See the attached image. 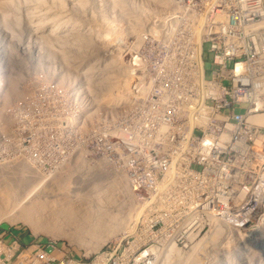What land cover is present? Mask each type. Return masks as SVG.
<instances>
[{"label": "rangeland", "instance_id": "374dc122", "mask_svg": "<svg viewBox=\"0 0 264 264\" xmlns=\"http://www.w3.org/2000/svg\"><path fill=\"white\" fill-rule=\"evenodd\" d=\"M6 1L0 0L1 8ZM159 1L169 4L167 10L173 2ZM155 3L161 5L156 0H63L62 14L46 5L50 10L38 6L32 15L21 2L18 24L3 26L0 20V190L10 189L3 182L4 173L12 175L19 166L26 167L31 183L14 191L16 209L9 211L16 213L18 206L37 202L44 211L46 207L47 214L70 212L74 205L89 215L92 197L104 200L105 205L106 200L111 201V210L122 206L125 211L132 203V219L117 236L129 232L150 234L154 244L181 249V255L170 258L196 256L198 264H264V159H252L248 165L231 169V175L212 178L202 186L197 185L198 179L179 185L161 175L155 177L149 163L140 161L129 150L136 136L133 98L138 80L144 83L140 89L146 90L155 62L150 54V21L163 18L153 12ZM78 5L84 6L83 11H78ZM62 22H66L63 28L56 27ZM48 44L55 46L50 45L53 50L45 48ZM10 49L20 60L19 69L12 66ZM109 79L118 83V88L110 87L108 106L105 87ZM14 81L18 83L17 91L10 87ZM143 140L147 142V136ZM83 169L96 171L85 173L89 182L83 181ZM109 172L123 175L129 189L114 191L116 183L110 187L114 179ZM99 175L102 180L97 179ZM127 195L131 200L126 199ZM118 216L117 221L121 219ZM0 226L19 233V237L23 234L26 242L57 243L69 252L87 253L86 248L68 239L35 235L22 222L12 225L0 217ZM113 235L109 241L117 237ZM171 237L179 239L169 240Z\"/></svg>", "mask_w": 264, "mask_h": 264}, {"label": "built area", "instance_id": "2783aa9c", "mask_svg": "<svg viewBox=\"0 0 264 264\" xmlns=\"http://www.w3.org/2000/svg\"><path fill=\"white\" fill-rule=\"evenodd\" d=\"M176 2L186 8L168 13L166 29L174 42L151 40L155 62L149 88L141 90L148 91L149 106L138 104L140 144L129 150L149 163L155 177L179 185L198 179L202 186L252 159H264V0ZM165 47L185 51L181 74L158 69ZM164 79L179 84L166 91L169 106L158 109L157 85ZM125 235L86 256L57 243L23 241L24 235L0 226V264H156L170 250L154 244L150 234Z\"/></svg>", "mask_w": 264, "mask_h": 264}, {"label": "bare ground", "instance_id": "6f19581e", "mask_svg": "<svg viewBox=\"0 0 264 264\" xmlns=\"http://www.w3.org/2000/svg\"><path fill=\"white\" fill-rule=\"evenodd\" d=\"M74 1V0H73ZM79 1H85V0H79ZM87 1V0H86ZM172 6L169 8V10H167L166 8H168L169 4L167 5V3H162L161 1L159 0H156V2L158 4H161V5H157L156 3L154 4L155 5V10L153 11L155 13V15H162L163 18L159 19L157 18V20H152L150 21L151 24H150V27H149V40L151 41L153 38H158V40H160L161 42L163 43H166V44H171L174 42V39H173V36L167 31L166 29V26H167V21L170 19L168 17V13L171 10H174L178 4L176 2V0H172ZM5 2V1H3ZM7 2V1H6ZM21 2H24L25 3V6L27 8V10H29L31 12V14L33 13L32 11H35L37 10V7L38 6H43L45 7L46 5H50L51 7L54 6V11L55 9H58L59 10V14H62L63 13V0H53L50 2L52 4H46L44 0H24V1H18V0H9L7 3H5V6L4 7H0L2 10H1V13H0V20L3 21V26H5L6 24H9L10 22H16L17 24L20 22V20H18V16L21 15L22 13V6H21ZM83 3V2H82ZM23 4V3H22ZM87 4V2H86ZM1 5V4H0ZM82 5V4H81ZM81 5H78V11L79 10H82L83 11V8L84 6H81ZM85 5V4H84ZM89 5V4H88ZM3 6V5H2ZM25 6H23V8H25ZM42 7V10H44L45 8H47V6L43 9ZM41 8V7H40ZM81 8V9H80ZM166 10H164V9ZM48 10H50V8H47ZM164 10V11H161V10ZM73 10V9H72ZM143 10V9H142ZM157 10V11H156ZM21 11V12H20ZM81 11V12H82ZM25 12V11H24ZM57 12V11H56ZM62 12V13H60ZM164 12V13H163ZM39 13V12H38ZM79 13V12H78ZM153 13V14H154ZM35 14V13H34ZM32 14V15H34ZM51 14V13H50ZM73 14V13H72ZM37 15V14H36ZM40 15V13H39ZM38 15V16H39ZM47 14H45V17H46ZM66 15V14H64ZM154 15V17H155ZM30 16V15H29ZM44 16V15H43ZM49 16V15H48ZM47 16V17H48ZM52 18L53 16L50 15ZM33 18V17H32ZM36 18V17H35ZM39 18V17H37ZM51 18V19H52ZM72 18V17H71ZM82 18V16H81ZM152 18H153V15H152ZM21 19V18H20ZM45 19H48L49 18H45ZM44 19V20H45ZM54 19V18H53ZM68 19V18H67ZM86 19V18H85ZM141 20V19H140ZM40 21V20H39ZM46 21V20H45ZM44 22V21H43ZM47 22V21H46ZM52 23H54V21L51 20ZM57 22V21H56ZM59 22V21H58ZM41 23V22H40ZM60 23V22H59ZM58 23V24H59ZM69 23V22H68ZM67 23V26L71 25V24H68ZM55 24V23H54ZM57 24V23H56ZM63 22L61 23V25H56V27H59L61 26V28H63L62 26H65L66 25V22H65V25L63 24ZM42 25V24H41ZM66 26V27H67ZM72 26V25H71ZM69 26V27H71ZM83 26V25H82ZM73 27V26H72ZM71 27V28H72ZM60 28V27H59ZM69 28V31L70 29ZM76 28V27H73V29ZM82 28V27H81ZM84 28V27H83ZM96 28V27H95ZM94 28V29H95ZM138 28V27H137ZM136 28V29H137ZM68 29L67 28H64V30ZM143 28L139 29V32L142 31ZM79 30V29H78ZM98 30V29H96ZM68 31V30H67ZM65 31L64 33L66 34ZM95 31V30H94ZM73 32V30H72ZM84 32V31H83ZM74 33H75V30H74ZM71 34V33H70ZM74 36V35H73ZM82 36V34L80 35ZM51 37V36H50ZM76 37V36H74ZM73 37V38H74ZM48 38V37H47ZM55 38V37H54ZM87 38V37H86ZM44 39V38H43ZM53 39V38H52ZM51 39V40H52ZM77 39V38H76ZM83 39V38H82ZM85 39V38H84ZM46 41H48L47 39H45ZM55 40H58V39H55ZM55 40H52L55 41ZM56 42V41H55ZM55 42L53 43L55 45ZM87 42V41H86ZM49 43V42H48ZM74 43V42H73ZM51 44H48L47 47L45 46H41V47H45L48 49V51L50 50H53L51 48L52 47H55ZM73 45V44H72ZM77 46V45H76ZM85 46V45H84ZM83 48V47H82ZM85 52V50H84ZM164 52H165V55H166V58L164 60V62H161L160 63V66H158V69L160 70L161 73L163 74H169V73H176V74H181L184 70V67H185V64L182 60V57H183V54H184V50H180V49H176V48H173V47H165L164 49ZM55 53V52H53ZM68 53V52H67ZM72 53V52H71ZM70 53V54H71ZM10 54H11V60L13 58V61H12V66L13 68H17L19 69L20 66H21V63H20V60H18L14 54V51L10 49ZM68 53V55H70ZM51 56V55H49ZM75 56V55H74ZM0 58H2V53H1V50H0ZM174 60V61H172ZM118 62V61H117ZM119 68V67H118ZM10 72H12V70H10ZM15 72V71H14ZM18 72V71H17ZM19 73V72H18ZM18 73H14V74H18ZM13 73H11L12 75ZM13 74V76H14ZM21 74V73H20ZM23 77V76H22ZM22 79V78H21ZM22 81V80H20ZM139 81V82H138ZM138 89L136 90V94L133 98V107H134V122H135V132H136V136L135 138L133 139V141L135 142L134 145L132 146H135V145H139L140 144V129L138 128L137 126V121H138V117L141 115V112L139 110V106L138 104L140 102H143V107H148L149 106V94H148V91H145V93H143L140 89V86H144V83H142L140 80H138ZM107 83V87L106 88V96H105V102L107 104L105 105H108V94H109V91H110V87L113 86V88H118V83L116 82H111L110 79L106 81ZM5 83H3L4 85ZM7 84V83H6ZM179 84L178 82H174V81H171V80H167V79H164V81L162 83H160L159 85H157V90L161 91L162 92V95L159 97L158 101H159V104L156 105V107L158 109H165L169 106L170 102H171V97L166 94V91L171 88L172 86L174 85H177ZM17 85L18 83L16 81L12 82L11 86L10 87H14L13 90H18L17 89ZM149 88V82H148V85H147V89L148 90ZM23 89V88H22ZM12 90V89H11ZM12 90V91H13ZM90 90V88H89ZM95 90V89H94ZM19 93L21 92L22 93V90L21 91H18ZM17 92V93H18ZM9 93V92H8ZM16 93V92H15ZM30 93V92H29ZM105 93V92H104ZM13 95V94H12ZM11 95V96H12ZM29 95V94H28ZM103 95V94H101ZM16 96V95H15ZM18 96H21L18 95ZM22 97V96H21ZM118 97V96H117ZM5 98V97H4ZM8 98V97H7ZM14 98V97H13ZM19 99V97H17ZM102 98V97H101ZM10 99V98H9ZM126 100V99H125ZM4 101V100H3ZM8 101V100H6ZM121 101V99H120ZM10 102V101H8ZM104 102V101H103ZM123 103L124 101H122V103H119L120 106H123ZM3 104V103H2ZM109 106V105H108ZM7 107V106H6ZM8 114V113H7ZM10 116V115H9ZM120 119H121V122H120V126L122 127V115L120 114L119 115ZM7 119V118H6ZM9 120V119H8ZM10 121V120H9ZM12 123V122H11ZM10 123V124H11ZM6 124V123H5ZM5 126V125H4ZM7 131V130H6ZM162 133H165V129L161 130ZM21 169H26L25 171H22ZM81 170V168L79 167V170L77 169V172H79ZM27 168L26 167H21L19 166V168H16L15 170V173L12 174V175H9L8 173H4V175H2L4 178V181L3 182H6L8 183L9 185V190L7 191H3V190H0V192L2 191L3 194L1 195L0 194V217H3V219L6 220V222L8 221L10 224H15L17 222H22L24 224H27L29 225V227L33 230L34 234L35 235H40V234H45L47 237H51L55 240H58V239H68L71 243H79V246H81V248H86L87 249V253L85 254L86 256L90 255L91 253V250L93 251H98L99 249L102 248V246L107 242L109 241L112 237L111 236H114L113 234H115L116 236L118 235V232L124 230L127 225V221H129L130 219H132V214H133V207H132V203L130 204V207L128 209H125L124 211V208L121 206H118V207H115L113 206L112 210H111V207H110V204H112L111 201L109 200H106L105 203L107 202V205H105L103 203L104 200L100 199V198H95V197H92L91 201L89 203H91V211L89 213V215H86L83 213V211H81L80 208H73V206L71 207L72 208V212H65V211H56L54 213H51L50 211V214H47V210H46V207H45V211L43 209V205L41 203H28L26 205H23V206H18V212L14 213L13 210L12 211H9L11 209H16L15 206H14V197H15V193L14 191H20L22 190L25 186H28L30 183H31V175H30V172H28L27 174ZM80 173H83V181H87L89 182L90 178H88V175L85 173H90V174H96V171H91V170H87V169H83ZM111 173V172H109ZM16 174V175H15ZM89 174V175H90ZM112 174V175H111ZM109 175V177H113L114 181H113V184L112 186L110 182L109 186L110 187H114L116 189H114V191H121L123 189H129V184L126 180V178L123 177H120L119 174L117 173H111ZM98 180H102L101 176L99 175L97 177ZM112 179V180H113ZM111 180V179H110ZM2 182V183H3ZM76 182H79V181H76ZM114 183H116V185H114ZM114 185V186H113ZM108 186V187H109ZM3 187H6L8 188L7 186H2L1 189ZM121 188V189H120ZM6 190V189H5ZM130 191H131V194H132V190H131V187H130ZM14 193V194H13ZM16 193H20V192H16ZM122 193V192H120ZM123 194V193H122ZM115 195V194H114ZM117 195V193H116ZM120 196V194H119ZM124 197V196H122ZM120 197V200L121 198ZM85 198V197H84ZM110 198H113V197H110ZM119 198V197H118ZM115 199V198H114ZM125 199V198H124ZM126 199H130L131 200V196L130 195H127L126 196ZM118 200V199H117ZM123 200V199H122ZM67 201V200H66ZM227 201V200H226ZM237 201V200H236ZM62 202V201H61ZM65 202V200H64ZM69 202V201H68ZM67 202V204H68ZM233 202V201H232ZM60 203V202H59ZM71 203V202H70ZM86 203V202H85ZM126 203V201H125ZM124 203V204H125ZM237 203V202H236ZM57 204V202H56ZM63 204V203H62ZM65 204V203H64ZM66 204V205H67ZM88 204V203H87ZM232 204V203H231ZM234 204V207H235V203ZM79 205V204H78ZM77 205V206H78ZM120 205V204H119ZM62 206V205H61ZM80 206V205H79ZM85 206V205H84ZM83 206V207H84ZM117 206V204H116ZM65 207V206H64ZM76 207V206H75ZM87 207V205H86ZM95 207V208H93ZM115 207V208H114ZM231 207V206H230ZM90 207L86 208V209H89ZM61 209V207H60ZM236 209V208H235ZM83 210V209H82ZM47 211V212H46ZM221 211V210H220ZM86 212V210H85ZM120 216L121 219H119L117 221V219L115 217L117 216ZM226 215V213H225ZM106 216V218H105ZM114 217V218H111V217ZM118 216V217H119ZM224 218V217H222ZM107 219H110V220H107ZM111 219H115L114 221H111ZM246 220V218H245ZM223 221V220H222ZM226 221V220H225ZM233 221V220H232ZM231 221V222H232ZM234 222V221H233ZM236 223V222H235ZM244 223V222H243ZM221 224V223H220ZM239 224V223H238ZM222 226V225H221ZM237 226V225H236ZM234 229V228H232ZM239 230V229H238ZM233 231V230H231ZM240 231V230H239ZM222 232V231H221ZM130 233V232H129ZM220 233V231H219ZM241 233V232H240ZM126 234V233H125ZM125 234H122V236H126ZM228 234V233H227ZM220 235V234H219ZM236 235V234H235ZM227 236V235H226ZM220 237V236H219ZM222 237V235H221ZM220 237V238H221ZM233 237H234V232H233ZM239 238V237H238ZM244 238V236H243ZM223 239V238H222ZM220 240V239H219ZM246 240V242L248 241L247 239H244V241ZM239 241V240H238ZM241 241V240H240ZM236 242V241H235ZM242 242V241H241ZM240 243V242H238ZM237 243V244H238ZM245 244V243H244ZM235 245V244H234ZM247 245V244H246ZM249 248V247H248ZM198 249V248H197ZM243 249V248H242ZM251 249V248H250ZM239 250V249H238ZM245 250V249H244ZM200 251V250H199ZM248 250L246 249V252ZM250 251V250H249ZM231 252V251H229ZM240 252H244V251H240ZM232 253V252H231ZM181 251L179 250H175V249H170L166 255V257L164 255L160 256V257H157L156 258V264H176V263H182L184 262V264H198V259L196 256H191V258H185V259H182V258H170L171 256L173 255H181ZM197 254V253H196ZM248 254V253H247ZM194 255V254H193ZM246 255V254H245ZM185 256V255H184ZM187 256V255H186ZM239 257V256H237Z\"/></svg>", "mask_w": 264, "mask_h": 264}, {"label": "crops", "instance_id": "0c3cea01", "mask_svg": "<svg viewBox=\"0 0 264 264\" xmlns=\"http://www.w3.org/2000/svg\"><path fill=\"white\" fill-rule=\"evenodd\" d=\"M23 235V234H22Z\"/></svg>", "mask_w": 264, "mask_h": 264}]
</instances>
